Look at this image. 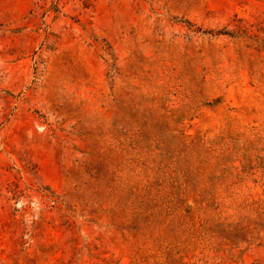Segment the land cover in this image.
I'll return each instance as SVG.
<instances>
[{
    "label": "rangeland",
    "instance_id": "374dc122",
    "mask_svg": "<svg viewBox=\"0 0 264 264\" xmlns=\"http://www.w3.org/2000/svg\"><path fill=\"white\" fill-rule=\"evenodd\" d=\"M0 264H264V0H0Z\"/></svg>",
    "mask_w": 264,
    "mask_h": 264
}]
</instances>
